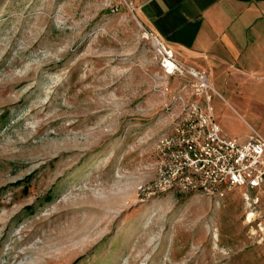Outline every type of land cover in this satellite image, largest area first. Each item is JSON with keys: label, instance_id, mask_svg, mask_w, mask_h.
Masks as SVG:
<instances>
[{"label": "rangeland", "instance_id": "obj_1", "mask_svg": "<svg viewBox=\"0 0 264 264\" xmlns=\"http://www.w3.org/2000/svg\"><path fill=\"white\" fill-rule=\"evenodd\" d=\"M190 68L130 0H0V264H264L239 190L137 188ZM213 98L222 134L264 133Z\"/></svg>", "mask_w": 264, "mask_h": 264}, {"label": "built area", "instance_id": "obj_2", "mask_svg": "<svg viewBox=\"0 0 264 264\" xmlns=\"http://www.w3.org/2000/svg\"><path fill=\"white\" fill-rule=\"evenodd\" d=\"M168 58L175 62L173 53ZM187 74L196 81L191 88L163 91L171 118L156 139L152 173L137 188L149 198L166 193L223 198L239 190L249 209L247 222L254 224L262 220L259 207L264 206V136L255 129L246 141L222 134L207 72L190 68Z\"/></svg>", "mask_w": 264, "mask_h": 264}, {"label": "crops", "instance_id": "obj_3", "mask_svg": "<svg viewBox=\"0 0 264 264\" xmlns=\"http://www.w3.org/2000/svg\"><path fill=\"white\" fill-rule=\"evenodd\" d=\"M130 1L188 65L207 72L213 97L264 121V0Z\"/></svg>", "mask_w": 264, "mask_h": 264}, {"label": "bare ground", "instance_id": "obj_4", "mask_svg": "<svg viewBox=\"0 0 264 264\" xmlns=\"http://www.w3.org/2000/svg\"><path fill=\"white\" fill-rule=\"evenodd\" d=\"M166 65H167V72L174 73L177 67V64L172 60L167 58L166 60ZM253 213L250 214V217H252Z\"/></svg>", "mask_w": 264, "mask_h": 264}]
</instances>
